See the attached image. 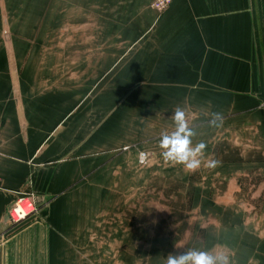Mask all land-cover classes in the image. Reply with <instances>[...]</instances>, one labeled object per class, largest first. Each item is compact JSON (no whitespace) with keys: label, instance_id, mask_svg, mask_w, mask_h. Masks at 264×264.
Instances as JSON below:
<instances>
[{"label":"crops","instance_id":"0c3cea01","mask_svg":"<svg viewBox=\"0 0 264 264\" xmlns=\"http://www.w3.org/2000/svg\"><path fill=\"white\" fill-rule=\"evenodd\" d=\"M152 2L0 0V264H166L190 249L264 264V0H173L163 15ZM104 81L143 82L118 94L206 114L201 141L219 163L180 228L145 203L98 200L133 160L98 153L99 108L83 97ZM83 124L95 126L86 137ZM246 178L261 215L222 199L247 192ZM19 199L39 217L10 234Z\"/></svg>","mask_w":264,"mask_h":264},{"label":"rangeland","instance_id":"374dc122","mask_svg":"<svg viewBox=\"0 0 264 264\" xmlns=\"http://www.w3.org/2000/svg\"><path fill=\"white\" fill-rule=\"evenodd\" d=\"M148 84L147 82V86ZM139 87H143V82L104 81L99 82V95L97 98L83 97V104L96 103L99 108L98 112L95 113L98 118L96 124L99 142L98 153L107 152L113 153L114 156L125 155V157L129 154L131 159L133 158L131 161L128 159L127 161L120 160L115 166L118 174L114 176L112 182H109L112 183L113 190L109 193H98V200H126L145 203V216L171 217L179 223L178 228H180L181 221L186 216L185 212L190 202L199 194L196 191L197 187L202 184L203 174L209 168L202 166L188 176V172L182 166H173L162 159L158 147L160 133L162 131L170 133L174 130V124L171 123L173 121V112L164 109V101H168L169 98L138 96L136 94L123 97L118 94L121 90H137ZM109 88H113L115 92L112 97L105 96L104 92ZM157 99L163 100V104L160 105L155 101ZM181 99L183 102L184 98H179V101ZM193 100L197 106L201 105L200 97H195ZM110 105L113 106V112H106L105 107ZM122 107L125 111H122ZM95 114L92 115L94 116ZM186 114L190 127L197 132V135L193 138V144H196L202 140V136H207L205 134L208 131L203 129L202 125L204 123L203 120L205 121L202 116H206V114H202L200 108L197 113L186 112ZM83 116H86V114L83 113ZM209 116L211 120L212 114H209ZM107 120L109 121L108 123ZM90 127L83 124L85 137L89 131H93L95 126L92 124ZM142 153L148 156V161L145 165H141L139 162ZM209 153L207 146L205 149L206 159L209 157ZM170 170L171 177L169 176ZM249 179H245L247 180V183H245L247 184V192L223 194L224 197L222 199L231 202L242 201L246 205V208H243L244 216L245 213L247 216L261 215V199L256 201L257 199H254L249 193ZM100 181L99 184H105L104 177ZM164 227L169 230L168 225Z\"/></svg>","mask_w":264,"mask_h":264},{"label":"clouds","instance_id":"9594fccd","mask_svg":"<svg viewBox=\"0 0 264 264\" xmlns=\"http://www.w3.org/2000/svg\"><path fill=\"white\" fill-rule=\"evenodd\" d=\"M172 120L174 130L170 133L168 131L160 133L158 147L162 159L173 166H182L188 173L196 172L202 166L209 169L215 168L219 162L205 158L207 147L205 142L193 144V138L197 132L190 127L185 110L177 106ZM222 121V114L213 112L209 126L217 127ZM166 264H227V261L206 251L190 249L180 255L169 254Z\"/></svg>","mask_w":264,"mask_h":264},{"label":"built area","instance_id":"2783aa9c","mask_svg":"<svg viewBox=\"0 0 264 264\" xmlns=\"http://www.w3.org/2000/svg\"><path fill=\"white\" fill-rule=\"evenodd\" d=\"M173 0H153L152 9L159 15H163L172 5ZM148 161V156L145 153L140 155L139 162L145 165ZM39 217V210L35 204L25 199H19L14 208L9 214V224L11 231L22 226L23 224L35 220Z\"/></svg>","mask_w":264,"mask_h":264},{"label":"water","instance_id":"95a60500","mask_svg":"<svg viewBox=\"0 0 264 264\" xmlns=\"http://www.w3.org/2000/svg\"><path fill=\"white\" fill-rule=\"evenodd\" d=\"M31 221H33V220H31ZM31 221H29V222L23 224L22 226H20V227L14 229V230H12V231L10 232V234H13V233L19 231L20 229H22L23 227H25L27 224H29Z\"/></svg>","mask_w":264,"mask_h":264}]
</instances>
